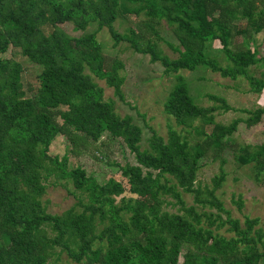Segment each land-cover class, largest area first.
I'll return each instance as SVG.
<instances>
[{
    "label": "trees",
    "instance_id": "obj_1",
    "mask_svg": "<svg viewBox=\"0 0 264 264\" xmlns=\"http://www.w3.org/2000/svg\"><path fill=\"white\" fill-rule=\"evenodd\" d=\"M141 12L148 17L135 18L128 35L114 27L119 15L139 17ZM160 19L173 25L176 57L161 53L147 35L157 33ZM67 21L83 32L65 33L57 24ZM91 22L98 29L107 27L115 42L124 39L148 53L166 71L204 66L231 78L245 75L252 91L264 88V72L262 77L247 72L252 64L264 65V56L250 45L257 33H264V0H0V264H46L56 246L84 264H264V228L256 227L258 217L245 216L241 223L215 194L225 178L222 166L212 186L196 184L201 158L210 149L223 151L240 119L215 121L217 108H230L225 99L209 94L220 104L198 105L178 73L165 112L185 126L192 127L197 118L211 123V130L196 127L204 136L191 143L173 128L165 138L151 127L148 146L141 148V127L130 115H118L85 71L105 78L123 98L121 62L105 64L96 32L85 31ZM237 35L241 47L232 46ZM214 39L230 63L220 64L207 51ZM10 45L41 64L31 95L22 87V63L2 56ZM263 113L264 105L253 109L246 125L256 124ZM103 133L120 137L136 160L120 166L135 196H122L119 202L115 196L125 189L121 181L100 183L81 166L66 168V155L59 159L48 153L57 134L78 146ZM238 148L234 158L239 163L253 161L257 172L264 169V142ZM51 174L67 176L86 191L80 210H46L40 197L43 179ZM179 189L192 193L194 204L185 205ZM165 194L174 197L181 212L161 207ZM195 204L217 211L198 210ZM223 225L233 234H221Z\"/></svg>",
    "mask_w": 264,
    "mask_h": 264
},
{
    "label": "rangeland",
    "instance_id": "obj_2",
    "mask_svg": "<svg viewBox=\"0 0 264 264\" xmlns=\"http://www.w3.org/2000/svg\"><path fill=\"white\" fill-rule=\"evenodd\" d=\"M148 16L143 12L139 17L119 15L114 21V27L121 34L128 35L136 19H146ZM60 29L70 35H79L83 30L74 28L71 21L58 23ZM157 33L147 35L156 42L161 53L170 58L176 57L178 52L171 46L178 45V38L173 30V25L165 19L155 24ZM85 31H95L96 37L101 44V56L105 64L121 62L118 74L122 77L121 91L123 98L118 97L105 78H99L85 69L91 78L103 89V99L111 100L114 104L115 112L124 116L132 117V121L141 127L140 147L148 146V139L151 135V127L163 137H167L168 130L173 128L191 143L200 140L204 134L197 131L196 127L201 126L209 132L212 124H203L202 120L194 119L193 126H185L176 122L174 116L164 110V102L176 81V75L182 74L186 80L188 90L195 103L200 106L219 105L220 101L215 100L209 94L223 97L230 106L228 109L217 108L213 112V119L221 123H229L231 120L240 119L236 130L227 137V146L218 154L211 149L201 158L196 174V184L212 186V177L219 173L220 165L225 171V178L221 186L216 189L215 194L225 208L230 211L232 217L238 218L243 223L245 216L258 217L257 226L264 228V169L257 172L254 162L241 164L234 158V153L238 152L240 146L254 148L257 143L264 142V113L261 119L254 125L248 126L245 119L253 109L264 105V88L260 92L252 91L248 78L239 75L236 78L222 76L219 72L208 67L198 66L194 70L179 69L178 71H166L159 61H152L148 53L136 51L127 40L121 39L115 42L107 27L97 28L96 22L88 24ZM257 50L258 55L264 56V33L255 35V40L250 43ZM232 46H242V36L237 35L233 39ZM207 51L214 55L220 64L230 63L225 57L218 39L207 43ZM4 57H11L20 61L23 65L21 72L22 87L26 95H31L38 86L37 73L41 68L40 63L29 61L23 56L19 48L12 45L2 54ZM247 72L256 77H262L264 65L260 63L247 67ZM63 108H66L63 106ZM48 153L57 156L59 159L63 155L67 156L66 168L81 166L87 174L104 183L109 178L121 181L125 189L115 196L116 202L122 196H135L128 190L126 178L122 175L120 166L125 163H136L134 153L120 137L112 136L108 133L97 141L87 140L75 146L66 136L57 134L50 143ZM45 191L41 195V201L47 211L51 213H61L67 208L75 207L80 210L82 202L87 201V193L82 189L74 187L71 178L67 176H57L51 174L43 179ZM185 205L194 204L193 195L179 189ZM240 199L242 204L238 205ZM198 210L216 212L215 208L200 207L195 204ZM161 207L170 212H181L179 203H175L171 195H163ZM222 217L225 213L222 212ZM228 225V224H227ZM227 225L221 226L218 231L230 236L232 231L227 229ZM182 255H179V261ZM46 264H84L72 260L59 246L54 248L53 253L48 258Z\"/></svg>",
    "mask_w": 264,
    "mask_h": 264
}]
</instances>
